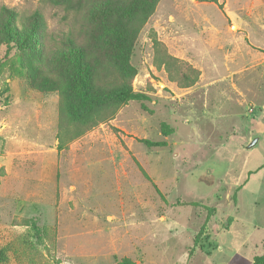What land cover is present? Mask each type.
I'll return each mask as SVG.
<instances>
[{
    "label": "rangeland",
    "instance_id": "374dc122",
    "mask_svg": "<svg viewBox=\"0 0 264 264\" xmlns=\"http://www.w3.org/2000/svg\"><path fill=\"white\" fill-rule=\"evenodd\" d=\"M127 7L0 0V264H253L264 252V0H158L130 58L143 97L58 138L73 70L60 48L88 40L98 66L100 10ZM14 17L24 31L7 30Z\"/></svg>",
    "mask_w": 264,
    "mask_h": 264
},
{
    "label": "trees",
    "instance_id": "16d2710c",
    "mask_svg": "<svg viewBox=\"0 0 264 264\" xmlns=\"http://www.w3.org/2000/svg\"><path fill=\"white\" fill-rule=\"evenodd\" d=\"M115 1L117 4H126L128 7L122 12L100 10L105 14L103 15L105 21L103 29L96 34L94 42L102 50V55L98 57L101 66L100 64L95 66L90 62L92 55L89 53L88 40H86L87 43L81 44L78 39H70L69 48H60V52L73 62V70L68 72L70 79L69 89L66 90L68 96L62 94L60 97L58 138L61 140V131H67L70 127L75 126L77 131L73 134L72 139L76 138L83 131L111 118L123 103L143 97L141 93L135 92L133 89L136 69L130 58L134 46V36L143 26L145 19L154 12L158 0ZM17 19L18 17H14L13 21L6 22L5 27L8 31H24V24L18 25L19 27L16 28ZM39 26L41 24L35 22L26 38L35 37ZM12 43L10 42V44ZM79 128L81 130L83 128V131L78 132ZM140 141L149 147L167 145L166 141L150 139H140ZM146 177L150 179L148 175ZM114 264L136 263L129 258H124ZM253 264H264V252L254 257Z\"/></svg>",
    "mask_w": 264,
    "mask_h": 264
},
{
    "label": "bare ground",
    "instance_id": "6f19581e",
    "mask_svg": "<svg viewBox=\"0 0 264 264\" xmlns=\"http://www.w3.org/2000/svg\"><path fill=\"white\" fill-rule=\"evenodd\" d=\"M234 28H236V26H234Z\"/></svg>",
    "mask_w": 264,
    "mask_h": 264
},
{
    "label": "water",
    "instance_id": "95a60500",
    "mask_svg": "<svg viewBox=\"0 0 264 264\" xmlns=\"http://www.w3.org/2000/svg\"><path fill=\"white\" fill-rule=\"evenodd\" d=\"M253 143H255V142H253Z\"/></svg>",
    "mask_w": 264,
    "mask_h": 264
}]
</instances>
